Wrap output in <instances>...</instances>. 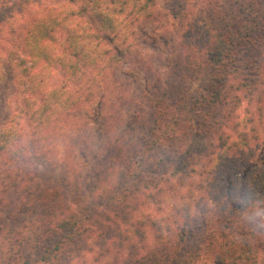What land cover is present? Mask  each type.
<instances>
[{
    "label": "trees",
    "instance_id": "1",
    "mask_svg": "<svg viewBox=\"0 0 264 264\" xmlns=\"http://www.w3.org/2000/svg\"><path fill=\"white\" fill-rule=\"evenodd\" d=\"M244 1H228L230 10L208 18L211 37L201 46L193 49L187 35L177 65L186 81L195 76L200 83L176 113L155 100L149 129L137 131L134 115L123 136L106 112L108 138L93 151L95 163L73 180L37 176L28 153L36 145L55 147L68 121L96 95L101 113L104 100L121 97L109 62L125 61L123 73H135L124 59L140 50L139 26L158 19L159 0H20L0 20L7 51L0 52V80L12 79L8 87L18 82L20 99L19 109L10 110L15 89H7L0 116V154L16 169L11 187L0 173L6 210L0 230L9 241L0 264H103L109 255L110 264H264L257 236L263 225L249 218L254 205H264V64L244 55L264 39V12L247 13ZM180 73L178 95L187 83ZM210 119L213 136L206 132ZM196 155L202 169L188 177ZM150 159L169 172L140 184L137 168V178L125 180L123 163L134 169ZM232 167L243 174L235 181L239 190L223 193L219 182ZM119 179L127 182L124 190ZM30 183L33 189L9 196ZM198 235L201 244L190 247Z\"/></svg>",
    "mask_w": 264,
    "mask_h": 264
},
{
    "label": "rangeland",
    "instance_id": "2",
    "mask_svg": "<svg viewBox=\"0 0 264 264\" xmlns=\"http://www.w3.org/2000/svg\"><path fill=\"white\" fill-rule=\"evenodd\" d=\"M19 1L20 0H0V20L7 18L13 10L19 6ZM228 1L235 0H159L158 9L160 14L158 19L144 22L139 26L140 50L130 54L128 58L124 59L128 60L130 66L134 68L135 73L132 75L123 73V70L129 67L125 64V61L118 62L116 59H113L109 62V67L111 66L112 68V76L115 80L114 83L116 87L121 89V97L116 100L110 99L111 97L108 100H104L105 106L102 109V113L98 106L100 100L99 95H96L89 103L77 110L75 113L76 115L66 124V130L61 131V136L57 138L55 147L50 146V150L46 151L36 145L34 149L36 151L33 150L28 153L31 171L35 172L37 176L40 174V176L45 177L47 180L51 178H67L68 180H73L75 172L87 169V166L94 164L95 160L91 158L93 151L97 150L108 138L107 135L109 132H107V127L109 128L111 126L108 122L109 115L105 114L108 111L113 112V118L115 122H117L113 126L115 130H113L116 131L117 134L122 133L123 136H127L129 130L127 129L126 123H128V120L132 121L134 115L138 116L135 127L137 131H146L149 129L153 124L152 113L155 100L160 103L166 102L168 110L171 111V113H176L175 108L182 106V104L188 100L187 97L194 92L193 90L196 89L200 83V79L194 78L195 76H193L190 81H186V76L183 77L180 73L182 71H180L179 65H177L182 61L183 55L186 53L185 42L190 38H187V35L194 37L193 49L201 46L202 41L204 42V40L211 37H208V34H206L210 26L209 23L206 25L208 18L211 16L214 17L215 12L219 10L223 12L222 14H225V10H230L227 7ZM254 1L255 0H252L249 3L245 0L244 3H249L247 6L241 3L246 8L247 13H249L248 9L251 8L252 10L250 12H252L254 16H257L264 12V4L261 0H256L255 4ZM195 37H197V39H195ZM2 42L1 40L0 52L6 51L2 48ZM260 42L261 43L256 44L252 50L247 51L244 55L247 58L258 60L259 64H264V39L260 38ZM17 53L19 54L20 50H17ZM137 56H139L138 61L132 64L135 62ZM60 73L61 71L59 70L56 73L58 80L60 79ZM179 73L182 75L180 78H185L184 81L187 82L185 84V90L183 89L180 95L176 94L177 89H175V83L177 84ZM57 79H54V82H57ZM12 82V79L10 80L8 78L4 81L0 80V116L3 114V103L9 94L7 89L10 87L15 89V93L12 98L9 97L10 103L7 104L8 108L12 111L19 109L18 103L20 99H18L16 95L18 93L17 89H19V87L17 88L18 82L14 81L13 86L10 87L6 85V83L10 85ZM211 119L213 120L212 117ZM211 119V124L209 121L208 130L206 131L209 133V136H213V129L215 127ZM114 120L112 122H114ZM139 125H141V129ZM205 125L206 123L204 127ZM26 131L28 133L27 138L30 140L29 134L31 133L29 129ZM130 142L137 143L134 139ZM155 157L158 159L160 155L156 153ZM7 159L8 157L6 154H0V173L4 182L11 187L14 185V181L11 178L14 176V173H16V169L12 167L14 161L11 160V163V161ZM6 160L8 162H5ZM143 162L142 165L137 164L134 169L126 163H123L121 172L124 173V177H127L125 180H132L133 177L137 178L136 175L138 172L135 171L137 168L139 171H142V178L139 181L140 184L143 182L144 176L150 178L155 175V172L158 176L169 172L168 167L158 160L155 161V163L151 159L149 161L143 160ZM240 164L241 161L237 163L236 166L240 167ZM201 169L202 161L200 160V156L196 155L190 160V166L187 171L189 175L187 176H197ZM184 173L186 172L184 171ZM240 175L243 176L242 171L240 173L239 171L236 172L233 167L232 169L226 170L223 180L219 182V190L223 193H227L231 189L239 190V187L235 185L237 184L236 179H238ZM176 177L177 179L181 178L179 176ZM184 179L181 178V180ZM118 182L120 190H124V188L127 187V182L122 179H119ZM28 188L33 189L31 183L22 186V188L18 190L16 189V191L12 188L9 196L14 197L17 194H21L23 189ZM5 211L4 208H1L0 214L3 215V213H6ZM258 222L263 226H259L257 236L264 241V228H261L264 227V223ZM1 224L3 225L4 223H1L0 220V225ZM196 226L199 229L201 228V230L207 229V227L200 223H197ZM201 238L202 237L198 235L194 240L192 239L189 242L190 247H193L195 243L201 244ZM8 246L9 241L6 235V229L3 231L0 230V251L5 253ZM202 251H204V255L202 256H209L208 251L205 249ZM260 252L264 259V249ZM112 261L113 256L109 255L104 258L103 264H110ZM14 264H18V261Z\"/></svg>",
    "mask_w": 264,
    "mask_h": 264
},
{
    "label": "clouds",
    "instance_id": "3",
    "mask_svg": "<svg viewBox=\"0 0 264 264\" xmlns=\"http://www.w3.org/2000/svg\"><path fill=\"white\" fill-rule=\"evenodd\" d=\"M249 218L252 220H259L261 223H264V205H254L251 208Z\"/></svg>",
    "mask_w": 264,
    "mask_h": 264
}]
</instances>
